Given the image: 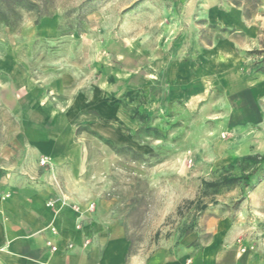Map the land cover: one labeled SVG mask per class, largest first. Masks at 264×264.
Instances as JSON below:
<instances>
[{
	"label": "rangeland",
	"instance_id": "obj_1",
	"mask_svg": "<svg viewBox=\"0 0 264 264\" xmlns=\"http://www.w3.org/2000/svg\"><path fill=\"white\" fill-rule=\"evenodd\" d=\"M31 1L0 0V160L23 158L31 117L70 137L64 176L144 258L224 219L264 228V0Z\"/></svg>",
	"mask_w": 264,
	"mask_h": 264
},
{
	"label": "crops",
	"instance_id": "obj_2",
	"mask_svg": "<svg viewBox=\"0 0 264 264\" xmlns=\"http://www.w3.org/2000/svg\"><path fill=\"white\" fill-rule=\"evenodd\" d=\"M185 93L178 89L179 96ZM27 104L47 120L54 116L49 106L40 108L37 96L31 95ZM18 113L24 118V111ZM29 122L19 133L23 158L12 164L0 160V264H264V228H246L238 235L229 219L218 222L201 249L189 246L192 235L175 253L144 258L131 252L110 203L93 200L96 206L90 209L76 182L64 176L71 165L80 167V149L70 145V137L69 144L51 139L50 131L33 117ZM41 156L48 157V165L40 166Z\"/></svg>",
	"mask_w": 264,
	"mask_h": 264
},
{
	"label": "trees",
	"instance_id": "obj_3",
	"mask_svg": "<svg viewBox=\"0 0 264 264\" xmlns=\"http://www.w3.org/2000/svg\"><path fill=\"white\" fill-rule=\"evenodd\" d=\"M7 1H12V0H7ZM13 1H14L15 5H17L19 7H25V8H29V9H31V7L33 5H35V3L32 2L31 0H13ZM7 23H9V21H7ZM251 175L252 174L250 172H248L247 174H245L244 176H242L240 178V182H242L244 184H248L249 178Z\"/></svg>",
	"mask_w": 264,
	"mask_h": 264
},
{
	"label": "built area",
	"instance_id": "obj_4",
	"mask_svg": "<svg viewBox=\"0 0 264 264\" xmlns=\"http://www.w3.org/2000/svg\"><path fill=\"white\" fill-rule=\"evenodd\" d=\"M46 162H47V158L41 159V164H45ZM50 204L53 205L52 202H50ZM88 207L90 209H93L94 208V203H89ZM52 231H54V229H52ZM47 243L51 247L52 250H55L56 249V246L54 244H52L51 241H48Z\"/></svg>",
	"mask_w": 264,
	"mask_h": 264
}]
</instances>
